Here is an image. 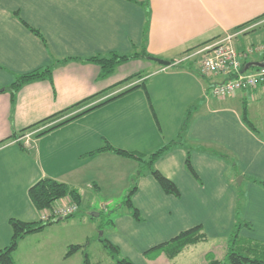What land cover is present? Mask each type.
Returning <instances> with one entry per match:
<instances>
[{"label":"crops","instance_id":"0c3cea01","mask_svg":"<svg viewBox=\"0 0 264 264\" xmlns=\"http://www.w3.org/2000/svg\"><path fill=\"white\" fill-rule=\"evenodd\" d=\"M261 14L264 0H0V142L99 93L71 112L94 105L120 88L101 94L103 90L136 73L126 75L116 69L103 78L100 66L84 60L86 57L143 51L176 61L137 71L143 76L130 83L145 79L146 89L140 86L127 91L34 138L31 145L19 140L23 147L14 139L0 144V248L11 241L10 218L39 220L40 211L28 193L39 179L51 177L79 191L82 203L74 215L84 201L95 199L94 193L104 196L102 211L107 210L108 202H116L113 196H127L141 166L135 158L97 150L110 144L150 154L178 139L189 111L182 144L155 161V167L176 184L179 194L166 192L152 174L142 173L131 197L142 218L133 216L123 204L124 198L114 216L107 219L110 225H102L100 236L106 234L133 264H177L174 260L191 245L174 258L153 248L198 224L207 235L200 242L221 243L227 250L243 184L242 215L252 227L242 228L241 235L264 241V187L244 181L243 176L264 180V133L254 123L257 120L250 106L254 101L264 103V85L239 89L215 100L212 87L226 76L203 74L197 49L187 53ZM263 24L264 17L251 25ZM245 34V40L251 36L254 43L264 41V28ZM234 43L243 63L264 58V52L255 56L245 53L248 41ZM141 57L149 58L130 60ZM51 63L52 80L24 84L12 103L6 87L15 76ZM244 107L256 131L244 121ZM188 151L195 174L186 168ZM222 152L233 154L239 165H230ZM60 221L66 219L26 235L19 245ZM71 243L67 240L65 244ZM18 247L13 253L17 263Z\"/></svg>","mask_w":264,"mask_h":264},{"label":"trees","instance_id":"16d2710c","mask_svg":"<svg viewBox=\"0 0 264 264\" xmlns=\"http://www.w3.org/2000/svg\"><path fill=\"white\" fill-rule=\"evenodd\" d=\"M263 17H264V14H261L257 16L256 18H254L253 20H250L248 22H245L237 26L235 30L244 29L250 23L256 22ZM34 31L38 35H40L42 38H44L43 35L39 31H36V30ZM203 44H205V42L202 44H199L195 48L187 50V53L190 54L191 51L192 52L193 50L195 51L196 49L201 47ZM140 56L150 57L146 52H143V51H140V52L135 51L132 54H124V53H120L117 51H111L106 54L100 53V54H96L90 57H86L84 58V60L97 63L101 69L100 76L104 78V77H108L112 75L115 72L119 64L124 63L130 59L140 57ZM68 59L69 58H65V60H68ZM262 60H264V58H262ZM171 63L176 64V61L172 60ZM53 65L54 64L51 63L46 66L37 68L35 70L25 72V73H20L16 75L15 80L9 86L6 87V89H9L11 91L12 103H15L16 93L24 84L33 82L36 80L44 79V78H49L52 80ZM245 66H246V62L243 63V68ZM142 76H143L142 72H136L132 75H129L128 77L122 79L121 81L112 85L108 89L103 90L101 94H105L106 92L115 90L117 88H120L119 91H117L116 93L112 95L106 96L105 98L96 102L94 105L84 108L83 110L81 109L80 111L76 113L71 112V109L79 106L81 103L98 97L99 93L94 94L93 96L83 101H80L74 104L73 106L66 108L65 110L56 112L40 120L39 122H36L35 124H31L30 126L21 130L18 134L17 133L12 134L9 138L2 140L0 144L8 140H11V139L19 141L18 140L19 136L33 129L36 130L34 132V137L37 138L41 136L42 134L54 129L55 127L61 124H64L74 119L75 117L91 109H94L95 107H98L99 105L106 103L107 101L115 97H118L119 95L127 91H130L140 86L146 89L145 79H143V81L139 83H132V84L130 83L133 81L134 78H140ZM67 112H71V113L65 116L66 115L65 113ZM190 118H191V114L189 111L186 116V120L183 123V126L181 128V132L179 133L178 139L173 140L161 146L160 148L156 149L150 154H145V153L132 151V150H126L122 148H115L110 144H106L105 146L97 150V151H102V150L114 151L117 154L135 158L136 160L140 162L141 167L138 170V172L135 174L133 178L132 187L130 188L129 193L127 194V196L125 197L123 201V204L131 209V213L133 214L135 218L141 219L142 217H141V213L139 212L138 208L135 207V205L133 204L131 197L134 191L137 189V179L142 173L152 174L166 192L173 193L175 195L179 194V190L176 184L171 179L163 175L155 167V161L163 153L171 149L173 146L182 144L183 139H184V133L186 131ZM243 119L250 126L251 129L256 131L255 126L247 118L246 107L243 108ZM18 143L24 147V143L22 141H19ZM220 155L224 157L233 167L236 165L237 166L239 165L238 160L230 152H222L220 153ZM186 168L189 172H191L192 174H195L192 163H191V154L189 151H188L187 158H186ZM243 176H244V181H253L264 187L263 179L257 178L255 176L246 175V174H243ZM28 193H29V197L32 200L33 204L39 211L45 208H51L57 200L62 199L66 196H70L79 205H81L82 203V197L76 188L68 185L66 182L59 181L51 177H43L39 179L37 182H35L33 185L30 186ZM244 196H245L244 187H243V184H241L239 186V192H238L235 221L230 231V234L228 236V244H227L226 253L222 259H215L209 256V259L207 260V264H264V241L256 239V238L244 237L243 235H241L242 228L252 227L251 223L247 222V220H245L242 215L243 213L242 204H243ZM73 215H70L64 218L67 219ZM54 222L55 221L43 222L40 219L37 221H25L22 219L10 218L9 223L12 229L11 241L4 248H0V264H18L14 259L13 253L16 250L19 241L26 235L40 231L45 226L52 224ZM103 229L104 227L102 226L100 230L103 231ZM205 239H207V235L203 231L202 225L198 224L188 229L180 231L176 236L172 237L171 239L165 242L158 244L153 249L155 248L160 249V251L164 252L167 255V257L174 258L187 246L198 243ZM99 240L103 242L104 246H106L110 250L111 256L113 258V262L111 264H133L129 258L122 256L120 254L119 248L115 244L111 243L104 235H101L99 237ZM85 245L84 244L69 245L68 251L66 252V257L71 256L72 254H74L76 251H78L82 247H85ZM86 264H90V259H89L88 254H86Z\"/></svg>","mask_w":264,"mask_h":264},{"label":"rangeland","instance_id":"374dc122","mask_svg":"<svg viewBox=\"0 0 264 264\" xmlns=\"http://www.w3.org/2000/svg\"><path fill=\"white\" fill-rule=\"evenodd\" d=\"M251 24L247 25L244 29L231 31L232 33H236L234 36V42L238 43L239 41H242V43H244L248 41L247 48H254L260 43H264V41L254 43L251 36L247 37L246 40L244 39L246 37V32L248 33L253 30L259 32L264 28V24L257 26L256 28ZM241 30L247 31L241 33ZM256 38L257 40L261 39L258 37ZM251 39L252 41H249ZM206 42L207 41H205V43ZM262 52H264V50H262ZM259 53L261 52H254L250 55L255 56ZM260 61L264 60L261 59ZM157 66H162V64L156 60L141 57L126 61L118 65L116 69L119 73L127 72L128 74L126 75H129L137 71L145 72ZM254 67L257 66H251L247 70L251 71ZM211 96L215 100L223 98L221 96ZM249 101L251 102V100ZM241 105L242 104H240V106ZM250 106L251 111L255 116V118H253L257 120L254 123L256 125L258 123V125H260L258 128L264 133V103L254 101L250 103ZM28 133L30 132L28 131L21 135L18 140L26 142L29 138L30 140L35 138L33 134L28 136ZM125 196L126 193L124 195L113 196L115 197L113 199H115L116 202H108L109 208L102 211V205L105 204V198L103 199L104 196L94 193L93 197H95V199L91 200V198H89L84 201L78 214L67 218L66 221H60L55 226L46 229L44 233L39 236L27 237V239L21 242L20 245L18 243L19 247L17 246L18 250L16 252L18 264H86V254L89 255L90 264H111L113 258L110 250L99 240L102 232V230H99V226L103 225L104 227H108L110 225L107 219L114 216L118 203L121 202ZM100 211H102L101 214L97 215ZM84 220L86 221L84 222ZM104 236L106 237V234ZM67 240L72 241L71 244L83 243L86 245L71 256L66 257V252L69 248V245L66 246L65 244ZM224 246L221 243L211 245L209 243L199 242L187 247L180 255H178L173 263L178 260L177 264H197L199 262L206 263L209 256L211 258H222L226 252ZM208 252L209 255H206Z\"/></svg>","mask_w":264,"mask_h":264},{"label":"built area","instance_id":"2783aa9c","mask_svg":"<svg viewBox=\"0 0 264 264\" xmlns=\"http://www.w3.org/2000/svg\"><path fill=\"white\" fill-rule=\"evenodd\" d=\"M244 30H241V33ZM240 33V32H239ZM236 33L226 32L199 47L195 54L200 55V69L203 74H224L226 79L217 82L212 87V92L216 96L224 97L233 94L239 89L253 88L264 85V66L254 67L253 70H244L241 61L242 54L234 44ZM264 43H260L254 48H246V54L262 52ZM194 54V55H195ZM33 132L28 133L29 135ZM34 138L26 143L31 145ZM79 210V204L70 196L57 200L51 208L40 211L39 219L43 222L55 221L59 217H67L75 214Z\"/></svg>","mask_w":264,"mask_h":264},{"label":"water","instance_id":"95a60500","mask_svg":"<svg viewBox=\"0 0 264 264\" xmlns=\"http://www.w3.org/2000/svg\"><path fill=\"white\" fill-rule=\"evenodd\" d=\"M149 58L153 59V60H156L157 62H159L162 65H166V66L171 65V61L163 59V58H159V57H155V56H150ZM251 66L262 67V66H264V61H258V60L250 61V62H248L246 64L244 70H247ZM241 179H242V177L240 176L238 178V182H240ZM97 215H98V213H97ZM63 219H64V217H59L55 221H59V220H63Z\"/></svg>","mask_w":264,"mask_h":264}]
</instances>
